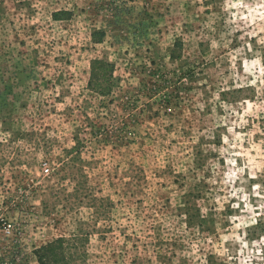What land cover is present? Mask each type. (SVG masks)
I'll use <instances>...</instances> for the list:
<instances>
[{
  "label": "rangeland",
  "instance_id": "obj_1",
  "mask_svg": "<svg viewBox=\"0 0 264 264\" xmlns=\"http://www.w3.org/2000/svg\"><path fill=\"white\" fill-rule=\"evenodd\" d=\"M59 237L70 264H264V0H0V264Z\"/></svg>",
  "mask_w": 264,
  "mask_h": 264
},
{
  "label": "trees",
  "instance_id": "obj_2",
  "mask_svg": "<svg viewBox=\"0 0 264 264\" xmlns=\"http://www.w3.org/2000/svg\"><path fill=\"white\" fill-rule=\"evenodd\" d=\"M66 13L67 11H56L52 15L54 19H60L62 18L61 15ZM92 34L96 37L97 42L101 41L104 37L103 30L94 31ZM112 69L113 64L108 61L93 59L90 62V80L88 85L92 87V90L96 91L97 94L104 96V94L109 91L110 86L107 87L104 85V81H108L109 79L108 75L106 77L105 70L112 71ZM76 154H78V151H76ZM64 241L65 239L63 237H59L34 249L33 254L37 262L39 264H70L71 256L68 255L63 245Z\"/></svg>",
  "mask_w": 264,
  "mask_h": 264
},
{
  "label": "built area",
  "instance_id": "obj_3",
  "mask_svg": "<svg viewBox=\"0 0 264 264\" xmlns=\"http://www.w3.org/2000/svg\"><path fill=\"white\" fill-rule=\"evenodd\" d=\"M44 170H45V171H47L48 169H47V168H45Z\"/></svg>",
  "mask_w": 264,
  "mask_h": 264
}]
</instances>
